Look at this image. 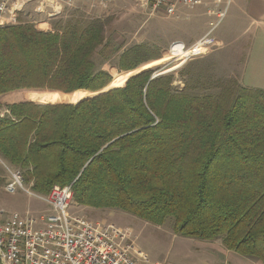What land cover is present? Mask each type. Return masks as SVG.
I'll list each match as a JSON object with an SVG mask.
<instances>
[{"label": "trees", "instance_id": "1", "mask_svg": "<svg viewBox=\"0 0 264 264\" xmlns=\"http://www.w3.org/2000/svg\"><path fill=\"white\" fill-rule=\"evenodd\" d=\"M25 8L0 25V157L37 194L72 185L79 206L172 220L264 264V90L229 78L209 93L198 75L179 91L138 72L162 57L149 45L124 50L115 77L95 61L110 58L103 20L38 30Z\"/></svg>", "mask_w": 264, "mask_h": 264}, {"label": "rangeland", "instance_id": "2", "mask_svg": "<svg viewBox=\"0 0 264 264\" xmlns=\"http://www.w3.org/2000/svg\"><path fill=\"white\" fill-rule=\"evenodd\" d=\"M228 3L225 0H204L195 9L179 4L175 15L169 16L164 8L153 10L146 0H112L107 8H93L88 1H81L75 7L65 9L63 15L54 18L48 15L49 11L37 13L36 7L30 5L25 8L21 19L34 24L38 30L47 31L54 29L59 22L72 18L81 21L103 20L106 23L107 47L104 52L110 58L105 61L103 55L97 54L95 61L98 69L117 77L120 74L116 68L119 55L132 46L149 45L159 49L162 57L144 65L138 72L152 70L157 77L173 76V86L179 91L187 83L191 86L193 79L201 75L200 85L207 86L209 93H215V82L218 79H237L243 65L244 52L239 50L243 40V37L238 36L240 26L235 28L234 41L228 48L216 44L208 52L198 55L199 51L190 45L211 31L213 38L220 39L221 32L233 21ZM175 41L184 42L188 48L182 51L183 44L179 43L176 51L178 58L169 53ZM175 67L177 70H173ZM185 69L190 73L182 76ZM8 115L5 108H0L1 117ZM16 171L23 174L20 169L0 157V214L4 212L0 221L9 219L14 213L22 218L30 216L40 220L50 211L47 204L20 188L15 193L6 191L7 185L12 181V172ZM24 188L40 195L25 180ZM69 214L86 217L96 224L115 225L121 230H128L130 243L137 253H141L139 256L133 251L132 256L141 264H145L146 260L149 264H261L256 259L228 250L221 239L206 241L179 236L174 231L172 220L159 226L120 210H97L79 206L74 200Z\"/></svg>", "mask_w": 264, "mask_h": 264}, {"label": "built area", "instance_id": "3", "mask_svg": "<svg viewBox=\"0 0 264 264\" xmlns=\"http://www.w3.org/2000/svg\"><path fill=\"white\" fill-rule=\"evenodd\" d=\"M78 1L0 0V25L16 23L17 13L26 6H35L37 13L49 11L48 15L54 18L63 15L65 9L75 7ZM111 1L88 0L93 8H107ZM146 1L153 10L164 8L169 16H173L179 4L195 9L204 0ZM225 1L230 4L232 0ZM216 44L211 31L191 48L203 55ZM177 45L179 43H174L170 50L175 58L179 57ZM185 49L183 45L182 51ZM18 188L47 204L50 211L40 220L30 216L22 218L14 213L9 219L0 221V264H141L132 256L136 250L130 243L128 230L96 224L86 217L69 214L74 198L72 185L55 186L49 196H40L25 190L23 174L16 171L12 172V181L6 191L15 193ZM3 215L4 212L0 214ZM137 254L141 255L140 252ZM145 264L149 261L146 260Z\"/></svg>", "mask_w": 264, "mask_h": 264}, {"label": "crops", "instance_id": "4", "mask_svg": "<svg viewBox=\"0 0 264 264\" xmlns=\"http://www.w3.org/2000/svg\"><path fill=\"white\" fill-rule=\"evenodd\" d=\"M81 1L88 0H79L78 4ZM229 9L233 21L221 32L220 39L216 38L217 44L228 48L234 41L235 28L240 26L238 36L243 40L239 50L244 52V58L237 80L246 88L264 90V0H232ZM174 43H181L187 48L182 41Z\"/></svg>", "mask_w": 264, "mask_h": 264}, {"label": "water", "instance_id": "5", "mask_svg": "<svg viewBox=\"0 0 264 264\" xmlns=\"http://www.w3.org/2000/svg\"><path fill=\"white\" fill-rule=\"evenodd\" d=\"M157 77V75H154L153 77H152V79H155Z\"/></svg>", "mask_w": 264, "mask_h": 264}]
</instances>
